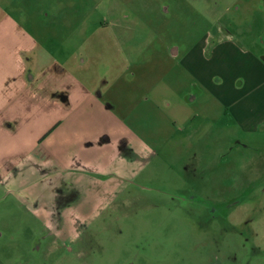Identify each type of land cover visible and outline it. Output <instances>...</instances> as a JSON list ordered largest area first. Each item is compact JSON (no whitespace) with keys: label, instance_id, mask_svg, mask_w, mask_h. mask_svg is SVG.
Wrapping results in <instances>:
<instances>
[{"label":"rangeland","instance_id":"374dc122","mask_svg":"<svg viewBox=\"0 0 264 264\" xmlns=\"http://www.w3.org/2000/svg\"><path fill=\"white\" fill-rule=\"evenodd\" d=\"M3 11L41 46L67 45L62 55L93 33L116 36L122 50L112 66L89 60L84 70L95 93L85 126L109 128L114 145L81 150L78 131L74 152L89 165L64 168L34 152L0 170V264H264L258 228L230 206L244 198L246 219L260 223L264 127H233L228 97L195 73L221 34L264 49V0H0ZM112 117L129 131H115ZM232 183L238 193L219 198ZM208 204L228 219L211 221Z\"/></svg>","mask_w":264,"mask_h":264},{"label":"crops","instance_id":"0c3cea01","mask_svg":"<svg viewBox=\"0 0 264 264\" xmlns=\"http://www.w3.org/2000/svg\"><path fill=\"white\" fill-rule=\"evenodd\" d=\"M95 35L83 37L79 50L62 55L67 45L56 50L41 46L31 34L16 32L11 18L0 15V170L11 159L29 157L34 152L43 161L55 160L64 168L87 166L90 162L74 152L78 131L85 135L78 144L81 150L91 145L104 151L115 144L105 132L109 128L85 126L92 119L86 108L95 103V93L86 79L89 71H84L87 62L92 64L89 60H94L108 66L112 54L113 61L117 51L122 50L116 36L96 39ZM102 40H110L115 50L103 48ZM236 42L227 34L219 35L217 41H207L197 57L203 62L196 64L195 73L216 97H228L233 127L259 131L264 127V49L254 53ZM260 45L264 46V37ZM224 53L228 66L221 74L219 59ZM79 59L84 62L77 70L73 64ZM115 63L118 72L117 59ZM99 115L95 114L97 119L103 118ZM108 122L115 131H129L114 117Z\"/></svg>","mask_w":264,"mask_h":264},{"label":"flooded vegetation","instance_id":"af4514ba","mask_svg":"<svg viewBox=\"0 0 264 264\" xmlns=\"http://www.w3.org/2000/svg\"><path fill=\"white\" fill-rule=\"evenodd\" d=\"M249 7V6H248ZM3 13L5 14V16L9 17L7 13H5V11H3ZM0 15H2L0 13ZM10 18V17H9ZM102 28H105L106 30L109 29V24H104L102 23ZM229 35V34H228ZM197 183H200V181L198 180ZM208 183H210V181H207L205 184H204V187H203V184H201L200 186L205 188L208 190L210 189V186L212 183H210L208 185ZM208 185V186H207ZM242 186V183L239 185V186H236L234 183H232L230 186H228L225 190V192H222V193H219L218 194V197L221 198V197H226V196H231L233 193L237 194L238 191H239V188ZM246 186V185H245ZM215 190V191H214ZM213 192H219V190L217 191L216 187L213 186ZM260 195L257 200V202H259L260 204V223H252L250 220H247L246 219V216L244 214V212L247 214V212H250L251 210H253V207H248L247 209H244V208H241V205L244 204V198L243 200L242 199H238V200H234L232 203H230L231 207H235L236 210V213L235 215L240 218V220L243 221L244 225L246 226H253L255 227L256 229L258 228L257 230V237H259V233H260V241H261V246H264V186L262 187V190L260 191ZM192 198H195L194 195H192ZM207 213L209 214V219L211 221H216V220H227L228 219V216H224L222 215L219 210H218V207L217 206H214L212 204H208V210H207ZM206 264H247L245 262H239L238 259H235V258H231L228 259V261L220 258L219 256H215L214 258H212L210 261H208Z\"/></svg>","mask_w":264,"mask_h":264}]
</instances>
